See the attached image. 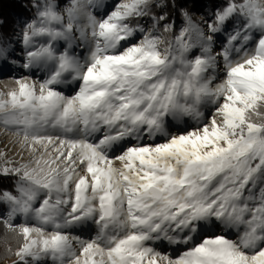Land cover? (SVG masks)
<instances>
[{
	"label": "snow or ice",
	"instance_id": "snow-or-ice-1",
	"mask_svg": "<svg viewBox=\"0 0 264 264\" xmlns=\"http://www.w3.org/2000/svg\"><path fill=\"white\" fill-rule=\"evenodd\" d=\"M22 7L0 19L10 264H264V0Z\"/></svg>",
	"mask_w": 264,
	"mask_h": 264
},
{
	"label": "trees",
	"instance_id": "trees-1",
	"mask_svg": "<svg viewBox=\"0 0 264 264\" xmlns=\"http://www.w3.org/2000/svg\"><path fill=\"white\" fill-rule=\"evenodd\" d=\"M179 3H186L189 6L195 5L193 8L195 18L198 19L199 14L209 17L216 6L222 3V0H178ZM28 0H0V19L4 20V30L10 31L18 16L26 19L31 15L22 5H26ZM177 24L180 23V17L176 15ZM4 233L0 229V264L8 259L4 256Z\"/></svg>",
	"mask_w": 264,
	"mask_h": 264
},
{
	"label": "rangeland",
	"instance_id": "rangeland-1",
	"mask_svg": "<svg viewBox=\"0 0 264 264\" xmlns=\"http://www.w3.org/2000/svg\"><path fill=\"white\" fill-rule=\"evenodd\" d=\"M107 2L111 3L112 0H107ZM201 17L207 18L205 15L199 14L198 19ZM3 78H4L3 76H0V79H3ZM9 140H10V136L7 134H4L2 131H0V149H4V150L12 149V151H15L13 146L9 143ZM6 146H7V148H6ZM11 154H12V152H9V155H11ZM161 250H163V249H161ZM167 251L169 253H171L172 252V246H167ZM2 264H10V261L7 260V261L3 262Z\"/></svg>",
	"mask_w": 264,
	"mask_h": 264
}]
</instances>
